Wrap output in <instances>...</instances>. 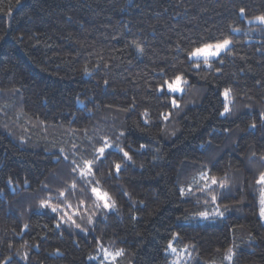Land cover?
Instances as JSON below:
<instances>
[{"label":"trees","instance_id":"obj_1","mask_svg":"<svg viewBox=\"0 0 264 264\" xmlns=\"http://www.w3.org/2000/svg\"><path fill=\"white\" fill-rule=\"evenodd\" d=\"M261 15L264 0H0V264H98V253L118 250L116 264H170L169 243L178 264H264ZM223 36L234 43L222 64L189 68L194 42ZM178 71L188 84L173 94L176 108L155 89ZM225 102L230 114L221 116ZM105 139L132 161L113 148L97 165L94 179L116 200L97 212L72 168ZM207 169L227 172L231 190L218 203L228 207L193 219L214 206L179 189ZM49 197L87 231L57 229L38 210Z\"/></svg>","mask_w":264,"mask_h":264},{"label":"snow or ice","instance_id":"obj_2","mask_svg":"<svg viewBox=\"0 0 264 264\" xmlns=\"http://www.w3.org/2000/svg\"><path fill=\"white\" fill-rule=\"evenodd\" d=\"M240 13L243 14L245 12L244 8L239 9ZM255 20L259 21L261 24H264V15L257 16L254 18ZM234 32L240 31V29H233ZM233 40L228 38L227 36L214 38L211 40H201L198 42H194V46L190 47L186 52L187 62L189 63V68L193 69H201L202 66L208 69H212L215 64H222L224 62L223 56L227 55L231 52V46L233 45ZM139 51H143L138 47ZM217 72H220L221 69L216 67L215 69ZM162 74H164V70H160ZM187 72L178 71L174 73L173 77L169 79H164L162 83H160L157 88L155 89L157 92L163 94L166 97L170 98L171 105L173 107L179 108V104L175 93H183L185 91V87L188 84L186 79ZM107 83V81H105ZM231 89L225 88L223 92V96L225 101L228 100L230 95ZM225 114H230V108L228 103L225 102L223 112L220 113L221 116ZM143 115L147 116V112ZM164 116V119L167 120L168 116L161 113ZM170 115V114H169ZM260 119L264 121V113H261ZM145 124L148 123V120L145 119ZM256 123L253 122L249 125L251 128H256ZM126 134L125 132L121 131L119 136L117 137V141H119L120 137H124ZM130 147V146H129ZM115 148L116 152L122 154V159L124 161H132V155H130L129 150H125V147L122 146L119 142L117 143H110L107 139L103 141L102 146L95 149V153L93 158L90 160H84L83 165L76 164V161H73L75 165L72 168L73 173H78L79 180L83 181L84 188L82 190L90 191L91 196L94 197V207L97 212L103 210L105 212L112 211L116 208V200L110 195L107 190H104L100 184L101 181L98 179H94L97 173L100 171L97 165H102L104 161L108 158V156L113 155L111 150ZM140 148L144 149L145 145L140 144ZM255 155V153H253ZM67 159V157H65ZM261 159L264 160V156H261ZM114 169L117 174H119L122 170L121 163H115ZM211 169H207L201 171L199 173V179L194 181L192 186H189L187 189L181 187L179 189V195L182 198L190 199L195 197L196 203L199 204L201 202V196L204 198L203 203L205 205L211 203L214 206V211L209 212L208 210L200 211L193 219L199 218L203 220H208L211 218H215L217 216L223 217L224 211L227 210V205H224V211L220 210L221 205L218 203V199L224 198V193L226 191H230V180L227 175V172L224 173L222 178H218L216 175H211ZM200 181H204V183H200ZM255 183L260 185L259 189V218L264 220V171H261L256 179ZM213 186H216L215 188ZM77 181L74 180L73 183L70 185V189H76ZM44 189H47L48 186L45 184L43 185ZM217 189L220 191V195L218 196ZM67 189L63 191H59V197L66 199ZM197 193L200 195L198 196ZM81 205L85 204V201L80 202ZM71 207V205H68ZM44 210L45 212L50 211L53 216L52 218L57 221L55 227L60 229L63 226L74 227L75 229L80 230L81 232H86L87 229L81 227V224L77 223L73 216L69 215L67 212H63L61 206L59 204L53 203L52 198L49 197L47 199H42L39 203V209ZM76 215H79L77 212ZM96 215V213H93ZM88 223L94 224V220L92 216L89 217ZM29 226L27 224L24 225V228L27 229ZM175 235H179L178 233ZM11 247V245H10ZM168 250L172 253L176 252V249L172 246L171 243L168 245ZM59 252V249L56 250ZM123 250H118L115 255L119 256L122 254ZM229 255L226 259L231 260L233 258V250L230 248L228 249ZM19 254V253H18ZM106 253V257H107ZM22 259L27 260V254L25 253ZM91 259V258H90ZM4 264H13L12 258L8 257ZM19 264V262H16ZM175 264V262H173Z\"/></svg>","mask_w":264,"mask_h":264},{"label":"rangeland","instance_id":"obj_3","mask_svg":"<svg viewBox=\"0 0 264 264\" xmlns=\"http://www.w3.org/2000/svg\"><path fill=\"white\" fill-rule=\"evenodd\" d=\"M262 221L264 222V220ZM106 253L108 254L107 257ZM173 255L174 258L171 259L170 264H173V262H175V264H178L180 260L175 257L176 253H174ZM96 256L98 258V264H116V261L118 260V258H120L121 255L116 256L113 252L101 251Z\"/></svg>","mask_w":264,"mask_h":264}]
</instances>
